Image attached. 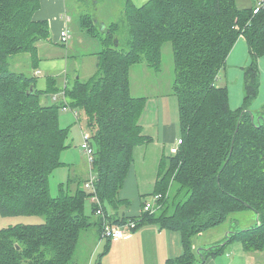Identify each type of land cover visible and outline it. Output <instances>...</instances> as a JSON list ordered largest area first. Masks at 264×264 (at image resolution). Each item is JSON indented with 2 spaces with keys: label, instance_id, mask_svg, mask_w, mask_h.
Returning <instances> with one entry per match:
<instances>
[{
  "label": "trees",
  "instance_id": "trees-1",
  "mask_svg": "<svg viewBox=\"0 0 264 264\" xmlns=\"http://www.w3.org/2000/svg\"><path fill=\"white\" fill-rule=\"evenodd\" d=\"M40 8L41 0H0V214L45 218L40 224L0 229V264H77L82 232L97 224L102 238V218L95 221L86 214L85 200L92 192L86 194L79 175L70 176L67 189L62 187L57 196L50 191L51 173L64 165L60 154L71 131L61 125L62 111L72 110L79 122L86 120L95 191L106 214L110 216L106 202L114 207L129 203L119 190L136 146L152 140L140 122L147 97L132 94L131 68L141 62L160 68L167 41L174 53L172 90L183 142L177 154L164 156L160 164L152 194H162L161 208L138 217L109 218L118 224L135 220L136 230L156 223L180 231L184 252L166 264H203L235 241L248 251L264 250V115L257 119L250 105L260 87L264 4L147 0L137 7L124 0L126 37L119 36V22L105 24L104 47L95 53L96 73L87 80L50 75L45 90L37 88L38 43L50 37V26L34 19ZM82 26L92 37L102 33L94 13L82 16ZM240 36L247 40L251 63L244 69V103L233 109L227 88L217 80ZM19 54L30 55L35 75L12 69L10 59ZM60 92L62 100L53 102ZM246 210L258 216L254 225L231 231L225 242L201 252L194 249L195 236Z\"/></svg>",
  "mask_w": 264,
  "mask_h": 264
},
{
  "label": "rangeland",
  "instance_id": "rangeland-1",
  "mask_svg": "<svg viewBox=\"0 0 264 264\" xmlns=\"http://www.w3.org/2000/svg\"><path fill=\"white\" fill-rule=\"evenodd\" d=\"M262 1L264 0H238V5L246 6ZM123 3L124 0H66L67 11L65 15L67 21L70 24V28L72 29L73 37L70 48L69 44L62 42H59L56 46L58 49H62V51H66V48H69V54L67 55L68 60L67 62L64 61V64H66L68 67H64L62 72L57 74L60 76L61 80L66 76L70 78L71 75H79L81 80H87L97 71V55H88V53L93 51L98 52L104 47L102 37H104L106 33H104L103 29H101L102 27H100L102 30L101 35L94 37L85 35V33H83L85 31L82 26V16H86L89 13H94L97 20L105 24L119 22L120 26L122 27L119 36L121 39H125L126 34L123 32V30L125 29L126 20L123 11ZM96 28L99 29L98 27ZM244 38L245 37L238 40L239 45L235 50V54L236 52H244L243 55L239 57H231L230 59L227 58L226 65L220 70L217 80L218 86L220 85L227 88L230 105L231 107L233 106V109L241 107L244 103V69L246 65L251 63L249 49L245 48V51H242V48L240 47V42H243L244 45ZM42 42L38 43L40 46V58L58 50L57 48L50 45V42ZM29 58L30 55L28 54H19L16 57L11 58L10 62L12 64V69L15 71H23L28 74H33L34 68L31 61L29 64ZM59 59L62 58L59 57L58 60H55V62H58V65L60 64ZM56 64L55 70H59L60 68ZM258 66L261 76V84L259 87L258 96L254 99L252 104H250L251 109L254 110V114L257 119L259 116L264 115V55L259 57ZM131 69L132 94L147 97L146 114L143 117V120H140V122L143 124V127L145 128L143 133L152 136L153 141H146L145 143L136 146L133 163L137 171H146L147 174L136 176L133 170L131 174L130 171L128 172L123 186L119 191L121 199L126 201L128 200L129 203L126 205L119 203L116 207H114L110 206L106 202L105 205L110 216H114L116 214L119 216H128L126 215L125 211H127V213L130 212V210L131 212L135 211L133 210L136 208V205L133 204L134 201H137L136 203L140 207V196L137 200L134 199L136 194H146L148 201H152V192L156 190L158 171L163 159L162 156V159L159 160L160 162H157L156 160L154 164V153L160 151L161 154H165L166 157H169L171 155L170 148L176 141L174 140L172 143L171 140L164 139V126L170 125L173 128L175 139L182 136L179 123L180 116L178 98L176 95H174L172 90V85L175 80V73L174 53L171 42L167 41L163 44L160 68L154 69L145 62H141L133 65ZM39 70L40 73L37 74V78L38 80L40 79L39 86L43 87L45 82L47 84V77L54 74H46V70H43L42 68H39ZM66 70H68V72ZM56 96V99H53L54 96H52L51 100L53 102L62 100V92L57 93ZM75 110L79 111L78 109ZM64 113L70 114V117L66 119L64 118V120L62 119L61 125L64 127L69 126L71 131L69 132V135L66 139V145H68V147L61 151L60 160L63 161V163L64 161L69 163H64V165L59 166L51 173L50 191L53 196H57L62 187L64 190L67 189L68 179L70 176L79 175L85 183L90 178V172H92L93 175L96 173L93 164L91 165L89 163L86 152L82 147V143L84 142L83 136L86 132L84 129L88 130L84 122L86 120L83 119L84 121L80 120V122H78L77 120H79L80 117L79 119L77 117V120L75 121L73 119L75 112L73 113L72 110ZM147 120L149 124L147 123ZM159 128L161 131L158 135ZM88 132L90 131L88 130ZM167 163L169 162L167 161ZM152 170L155 171L154 174L150 173ZM128 176L130 178L129 182L132 183L131 190L133 189L130 196L131 198L128 197L129 199L122 197V195L127 196V194L124 193L123 188ZM173 177L171 182L173 181ZM73 188H75V185L71 184V189ZM85 189L86 194L89 195L91 191L86 187ZM184 195H188V193ZM146 201L147 200H145V202ZM95 203L96 202L93 200L92 195L88 196V198L85 200V211L89 217H93V206ZM170 204L171 203L169 202L168 205ZM118 215L117 217H119ZM44 221V216L40 215L3 216L0 214V229L17 224H40ZM255 222L256 218L252 210L236 212L230 215L228 220H226L223 224L201 233L200 236L202 237L201 239L203 241H208V244L215 243L218 241V239L221 240L223 236H226L227 231L235 229L234 227L237 229H242L243 226L249 227ZM99 239L100 234L98 230H94V236H92L91 240L86 239L85 235L81 237L75 253V261L77 264H95V261L99 259L100 254H103L104 252L106 253L107 239H104L98 243ZM242 246L243 245L241 242L235 241L230 245L229 248L227 247L225 249V252L231 249L234 250L235 254L244 251L246 252L244 254L249 255L252 261H256L258 264L263 263L264 250L248 253L243 249ZM208 247L209 246H205V248ZM223 258H226V255ZM24 264L26 263L24 262Z\"/></svg>",
  "mask_w": 264,
  "mask_h": 264
},
{
  "label": "crops",
  "instance_id": "crops-1",
  "mask_svg": "<svg viewBox=\"0 0 264 264\" xmlns=\"http://www.w3.org/2000/svg\"><path fill=\"white\" fill-rule=\"evenodd\" d=\"M132 1L135 4V6L140 7L147 0H132ZM261 3L264 4V1H262ZM66 11H67L66 0H41V8L38 11H36V13L34 15L35 20H46L49 23L50 37L48 39L43 40V41L47 42V43L50 42V45H52L55 48H57L56 46L59 43V41H58L59 33L65 27H68L71 31V39L68 43L69 48H70L73 33H72V29L70 28V24L66 19V15H65ZM83 33H85V32H83ZM85 35L89 36L86 33H85ZM243 37L244 36H240L238 38V40L243 39ZM238 40L236 41V43L232 47L230 54L228 55V59H230L231 57H239V56L243 55L244 52H241V53L236 52V54H235V50L239 45ZM240 47L242 48V51H245V48L249 49L246 39L244 40V45H243V42L242 43L240 42ZM38 48L40 49L39 45H38ZM69 48H66V51H62V49L57 48L58 49V50H56L57 52L53 51L49 55L42 57L40 62H39V65H38V70H39V68L40 69L42 68L43 70H46V74H56V75L58 73L62 72L64 67L65 68L68 67L66 64H64V61L67 62V60H68L67 55L69 54L68 53ZM95 53L96 52L93 51L91 53H88V55H93ZM59 57L62 59H59L60 64L58 65V62H55V60L56 59L58 60ZM55 64L60 68L59 70H55V67H56ZM66 71L68 72V70H66ZM33 74L34 75L36 74V69L33 71ZM71 76L74 77V75H71ZM39 81H40V79L37 80V88L40 90H45L47 88L46 82H45V85L43 87H41V86H39ZM260 84H261V76H260ZM243 87H244V85H243ZM232 108H233V106H232ZM64 112H68V111L62 112V114L60 116L61 120L62 119L64 120V118L66 119V118L70 117V114H65ZM73 113H74V111H73ZM145 114H146V107H145L143 115L141 116V119H140L141 121L143 120V117L145 116ZM76 118L77 117L74 113L73 119L75 121L77 120ZM148 120H147V123H148ZM77 121L79 122V120H77ZM141 124H142V122H141ZM142 126H143V124H142ZM164 127H165L164 139L171 140V142L173 143L174 140H176L174 137L175 135L173 132V128L170 125H165ZM143 130H145L144 127H143ZM160 131H161V129L159 128L158 129V135H159ZM148 136H150V135H148ZM150 137H152V136H150ZM152 139H153V137H152ZM162 156L164 157L166 155L161 154L160 151L155 152L154 153V158H155L154 164H155L156 160H157V162L159 160H161ZM64 163L67 164L69 162L64 161ZM132 170L134 171L136 176L137 175L141 176V175L147 174L146 171H141V172L137 171L134 163H132V165L130 166V169H129L130 174H131ZM154 172L155 171L152 170L150 173L154 174ZM129 179L130 178L128 176V178L124 184V188H123L124 193L127 194V196L122 195L123 198H127V199H129L128 197L131 196L132 190H133V189L131 190L132 183L129 182L130 181ZM139 196H140V201H141L140 207L136 203L137 201H134L133 204L136 205V208L133 210H135V211L131 212V210H130V212H128V213H127V211H125V213H126V215H128V217H138L142 214L144 202H145V200H148V199H147L146 194L142 195L140 193L136 194L134 196V199L137 200ZM137 207H138V209H137ZM254 215H255V218L257 220L258 216L255 213H254ZM92 219L95 221H98L100 219V216L93 213ZM232 227H234V226H232ZM234 228L235 229H233L231 231L241 230V228L240 229H237L236 227H234ZM242 228H247V227L243 226ZM94 230H98V232L100 234V230H101L100 225L96 224V225L91 226L89 229L83 231L80 236L82 237L83 235H85L86 239L91 240L92 236H94ZM231 231H227V233H230ZM227 233H226V236H227ZM200 235L194 237L193 244H194V249L196 251L198 248H205V246H211V245L216 244L218 242L223 243V242H225L224 239L226 238V236H223L221 240L218 239L217 242L208 244V241H203L201 239L202 237ZM81 237H80V239H81ZM102 240H104V239L100 237L98 243ZM231 244H233V243H230L229 245H227L226 248L227 247L229 248ZM245 251H247L248 253L254 252V251H248V250H245ZM255 251H261V250H255ZM183 252H184V247H183L182 235H181L180 231L172 230L169 228H164V227H161L159 224H156V223H147V224L139 227L137 230H135L132 233V235H130L129 237L122 238V239H112L110 242L109 250L105 253L106 255H103L100 258V261H101L100 264H166V261L168 259L179 257L180 255L183 254ZM244 253H246V252L243 251L241 253L235 254L234 250H232V249L228 250L227 252H225V250H224L223 252H221L215 256H209L203 264H258V263H256V261H252L251 257L249 255L244 254ZM224 254L226 255V258H223L225 256ZM98 261H99V259L97 261H95V264H99ZM262 264H264V261Z\"/></svg>",
  "mask_w": 264,
  "mask_h": 264
},
{
  "label": "built area",
  "instance_id": "built-area-1",
  "mask_svg": "<svg viewBox=\"0 0 264 264\" xmlns=\"http://www.w3.org/2000/svg\"><path fill=\"white\" fill-rule=\"evenodd\" d=\"M70 39H71L70 29L68 27L63 28L59 33L58 41L67 44L70 41ZM83 138H84V142L82 143V147L86 152L89 163L92 165L94 162V148L90 144L89 133L85 132ZM182 142H183L182 137L176 139L175 143L172 144L170 148L171 154L178 153L179 147ZM95 180H96V175H93V173L90 172V178L85 182V187L92 192V198L96 202L95 203L96 214L102 218V238L122 239L129 237L136 230L137 222L135 220H128L123 224H118L113 222L104 211L102 201L99 195L97 194V192L95 191ZM161 198H162L161 193L153 194L152 201L147 200L144 203L142 212H149L150 214L157 212L162 206Z\"/></svg>",
  "mask_w": 264,
  "mask_h": 264
},
{
  "label": "water",
  "instance_id": "water-1",
  "mask_svg": "<svg viewBox=\"0 0 264 264\" xmlns=\"http://www.w3.org/2000/svg\"><path fill=\"white\" fill-rule=\"evenodd\" d=\"M101 27H102L101 29L104 30V28H105V23L101 22ZM116 43H117V40H116ZM31 90H33V87H31ZM252 117L254 118V114H252ZM229 234H230V233H227L228 236H229ZM201 250H202V248H198V249H197L198 252H201ZM203 262H204V261H203ZM195 264H198V263H195Z\"/></svg>",
  "mask_w": 264,
  "mask_h": 264
}]
</instances>
